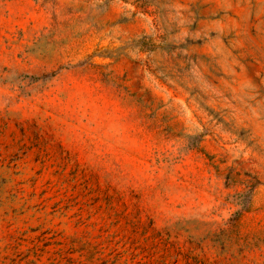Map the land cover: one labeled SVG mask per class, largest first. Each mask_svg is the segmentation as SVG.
Returning <instances> with one entry per match:
<instances>
[{
    "label": "rangeland",
    "instance_id": "1",
    "mask_svg": "<svg viewBox=\"0 0 264 264\" xmlns=\"http://www.w3.org/2000/svg\"><path fill=\"white\" fill-rule=\"evenodd\" d=\"M0 264H264V0H0Z\"/></svg>",
    "mask_w": 264,
    "mask_h": 264
}]
</instances>
